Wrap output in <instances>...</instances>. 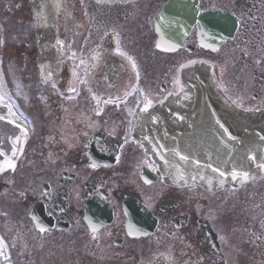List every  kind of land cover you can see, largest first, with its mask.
Segmentation results:
<instances>
[{
    "label": "flooded vegetation",
    "instance_id": "flooded-vegetation-1",
    "mask_svg": "<svg viewBox=\"0 0 264 264\" xmlns=\"http://www.w3.org/2000/svg\"><path fill=\"white\" fill-rule=\"evenodd\" d=\"M184 1L178 44L171 0H0V264H264V174L176 182L153 149L193 132L203 68L264 128V0ZM209 12L234 24L216 50Z\"/></svg>",
    "mask_w": 264,
    "mask_h": 264
},
{
    "label": "water",
    "instance_id": "water-1",
    "mask_svg": "<svg viewBox=\"0 0 264 264\" xmlns=\"http://www.w3.org/2000/svg\"><path fill=\"white\" fill-rule=\"evenodd\" d=\"M175 6L179 7L178 11L174 10ZM183 6L185 4H178L174 1L166 6L165 20L171 22L173 28L178 32V36L173 33L165 34L163 36L164 41H181L184 34L191 29L195 22L196 12H188L186 15L187 12H181L182 9H180ZM169 15H172L173 19L170 20ZM175 15H177V20L174 19ZM217 17L218 15L212 14L203 16V22L210 20L212 23ZM233 28L231 25L225 34H232ZM211 30L212 33L209 32L207 35L200 25L202 39L213 44L218 43L220 40L217 37L218 34L214 28ZM194 101L199 112L198 122L195 123L197 128L202 133L203 110L205 114H209V118L212 120L208 133L217 135L218 138L210 135L199 140V142L191 140L189 136L178 138V142H180L178 143V153L173 150L168 151L172 143L167 141V151L163 152L162 155L166 159L167 166L171 169L170 175L212 184L223 182L224 176H227L229 172L233 175L238 173L241 176H246L249 173L248 157L264 152L262 130L259 127H250L243 123L237 124L235 115L215 94L208 80H205L204 85L198 86L194 90ZM218 120L221 121V124L217 123ZM218 126H220L219 130L217 129ZM216 129L217 131H215ZM259 167L260 169L258 167L255 169L257 172L264 168V164L259 162Z\"/></svg>",
    "mask_w": 264,
    "mask_h": 264
},
{
    "label": "snow or ice",
    "instance_id": "snow-or-ice-1",
    "mask_svg": "<svg viewBox=\"0 0 264 264\" xmlns=\"http://www.w3.org/2000/svg\"><path fill=\"white\" fill-rule=\"evenodd\" d=\"M7 167L8 168H11V169H14L15 168V165L9 161V162H7Z\"/></svg>",
    "mask_w": 264,
    "mask_h": 264
}]
</instances>
